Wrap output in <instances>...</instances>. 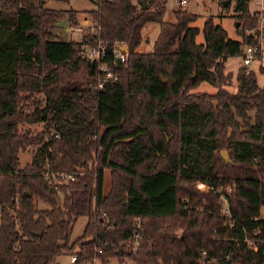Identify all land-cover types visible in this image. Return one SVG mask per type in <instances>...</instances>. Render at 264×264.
<instances>
[{"label":"trees","instance_id":"1","mask_svg":"<svg viewBox=\"0 0 264 264\" xmlns=\"http://www.w3.org/2000/svg\"><path fill=\"white\" fill-rule=\"evenodd\" d=\"M250 1L235 0L241 39L208 17L198 42L197 14L179 6L167 20L164 0H97L81 40L63 32L76 9L0 0V264H207L203 251L211 264H264V84L244 65L225 88L227 60L257 41ZM149 22L153 50L137 51ZM99 41L129 46L123 62L109 54L120 78L100 90L104 73L82 54ZM202 81L218 91H193Z\"/></svg>","mask_w":264,"mask_h":264},{"label":"rangeland","instance_id":"2","mask_svg":"<svg viewBox=\"0 0 264 264\" xmlns=\"http://www.w3.org/2000/svg\"><path fill=\"white\" fill-rule=\"evenodd\" d=\"M96 1L97 0H45L44 5L49 8L54 9H76L80 12V21L79 23L82 24L83 30H71V28H66L63 30L64 35L68 39H75V40H81V33L83 31H86L89 24H86L83 20V18H89V15L85 13L87 10H91L96 7ZM163 2V0H162ZM165 4V19L172 20L173 19V11L175 9L179 8V2L178 0H164ZM261 5L260 0H251L250 1V10L252 12L259 10ZM186 9L189 12H193L197 14V18L195 21L192 22V25L198 26L201 31L197 35V41L198 42H204V34L202 32L204 22L206 18L213 17L215 22L218 24L223 25V27L228 31V35L232 39H241V36L238 34L237 30L241 27L240 25H236V17L234 16L236 14L235 12V0H232V2L229 0L228 4L225 5L223 0H194L190 1L188 4L184 5ZM240 24V22H239ZM160 30L159 23L157 22H149L143 29V42L138 47L137 51L140 52H149L153 50V44L155 39L157 38L158 32ZM244 66L242 65V57L241 55L230 57L227 60V69L226 71H231V80L229 85L225 86L226 89L229 91H236L239 86V81L237 78V72L238 69ZM247 69L255 70L258 77V82L260 85L264 84V73L261 71L262 67H264V61L262 63H259V61H254L252 64L247 66ZM193 91L196 92H208V93H216L218 89L208 83L207 81H202ZM38 97H41L40 95H37ZM42 123H36V124H24L21 126V131L24 132L25 130H29L32 134H36L42 130ZM223 154L224 152H227L228 157V149L223 148L220 150ZM35 152V147H31L28 150L21 152L20 155V166L24 167L28 162L31 161L32 156ZM105 179L107 182V185H109L110 182V171L106 170L105 173ZM221 189V188H220ZM229 189V188H228ZM222 190V189H221ZM38 207L41 209L49 208V204L38 201ZM264 212V209H263ZM87 223V217L81 216L73 230L71 240H75L79 236H81L84 232L85 226ZM71 254H64L60 255L55 259V262L61 263V264H71ZM99 262V261H98ZM111 264H119L116 259H111Z\"/></svg>","mask_w":264,"mask_h":264},{"label":"built area","instance_id":"3","mask_svg":"<svg viewBox=\"0 0 264 264\" xmlns=\"http://www.w3.org/2000/svg\"><path fill=\"white\" fill-rule=\"evenodd\" d=\"M190 1L194 0H178L179 6L184 7V5L188 4ZM261 5L259 10H257L258 15V22L256 27H254L252 30L248 31V33H252L254 35V38L257 39L254 43H247L243 46L242 50V65L249 66L254 61H259V63H262L264 61V0H260ZM82 21H86V24L90 25L88 26L89 29H94L91 24L90 18H83ZM71 30H83L82 24L79 23L75 27H72ZM128 44L125 41L115 42L111 48L109 46L99 41L95 46H87L84 45L82 49V54L86 55L90 60L97 61L99 65V69L101 72L104 73V76H99L97 80L96 87L97 89H103L104 86L108 81L111 80H119L120 76L115 71L109 69L108 65L110 61H107V58L109 54H111V62L117 63L119 61L123 62L127 59L128 51H124V48H126ZM63 177H68L73 179L74 177L71 175L62 174ZM197 186L201 190H213L212 186H207L202 182L197 183ZM221 192V189L219 190ZM222 198L225 200V214L229 215V209H228V199L222 195ZM233 224V222L231 223ZM139 227L141 226V221L139 220ZM254 235H258L257 231H254ZM136 237H142L139 233H136ZM248 244L251 248L257 250L256 243L251 239H246ZM77 260V256L73 255L71 256V264L74 263ZM95 264H98L97 259L95 258ZM201 263H207L211 264L213 262H216V259L210 258L207 255L206 251H203V254L201 256V259L199 260Z\"/></svg>","mask_w":264,"mask_h":264},{"label":"water","instance_id":"4","mask_svg":"<svg viewBox=\"0 0 264 264\" xmlns=\"http://www.w3.org/2000/svg\"><path fill=\"white\" fill-rule=\"evenodd\" d=\"M229 2V0H225L224 4L227 5ZM237 26H239V22L236 23ZM124 51H129V46H127L126 48H124ZM225 156H227V152L223 153Z\"/></svg>","mask_w":264,"mask_h":264}]
</instances>
